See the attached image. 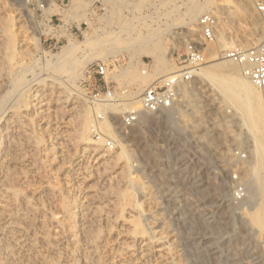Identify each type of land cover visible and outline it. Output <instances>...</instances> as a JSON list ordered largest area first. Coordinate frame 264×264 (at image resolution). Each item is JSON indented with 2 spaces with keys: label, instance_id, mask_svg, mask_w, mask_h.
<instances>
[{
  "label": "bare ground",
  "instance_id": "6f19581e",
  "mask_svg": "<svg viewBox=\"0 0 264 264\" xmlns=\"http://www.w3.org/2000/svg\"><path fill=\"white\" fill-rule=\"evenodd\" d=\"M4 1L0 0V2ZM109 1L110 8H106V14L100 16L103 20L100 32H97L96 28L93 30L88 20H84L92 28L91 35L85 39L84 44L87 47L95 45L97 50L81 59L73 56L80 44L74 41V37L67 34V39L72 41L63 46L60 53L50 55V58L40 66L32 51L38 53L42 49L41 39L36 40L31 51L21 26L18 29L15 47L25 60L20 61L24 62L19 64L18 70L11 78H8L10 92L0 97V110L2 108L4 110L6 102L12 98L10 96L17 95V98L12 99L17 102L21 93L27 92L30 118L24 115V121L18 125L20 133L26 136L20 137L22 141L21 139L11 140L10 146L3 147L1 143L6 133L0 131V264H185L180 258L179 241L174 235L168 230L163 231L162 228H157L158 219L148 214L151 211L145 212V206L143 208L141 205L143 201L139 203L133 199V195L123 192L126 185L131 184L134 178L129 175V170L127 171L128 155L125 147L116 139L114 129L105 114L108 113V109L123 111L126 103L96 104L98 113L105 115L102 123L96 128L104 136L113 137L115 144L121 147L120 152L110 153L108 151L110 149L104 146L102 140L95 142L88 137L89 130H92L95 125L92 123L90 127L89 108L86 107L87 104L81 93L76 90L77 87H74V83L85 65L95 57L99 56L104 60L123 51L129 52L134 62H129L113 77L118 79L122 76L133 80L135 89L131 90L130 98L134 104H138V96L145 86L161 76L176 71L162 60L164 47L161 39L164 33H158V28L146 34L139 33L137 36L126 32L123 22L128 20L118 16L119 3L114 2L116 0ZM92 2L93 0H89L84 4L90 7ZM196 3H191L186 8L188 22L194 21L202 12L208 13L204 4ZM79 7L77 5V8ZM246 13L249 16L252 15L248 8ZM151 18L152 15L147 14L139 19L144 25V22ZM112 23L118 26L115 29L111 27L109 30H104L106 25L111 26ZM146 25L149 24L146 23L144 26ZM171 27L172 24L167 25L165 31L168 32ZM256 30L262 36V27ZM0 37L2 38V34ZM215 40L217 41L216 38ZM259 40L260 38L250 39V44L255 45L254 43ZM231 44L226 42L228 47L233 46ZM238 44L245 47L249 42L247 39H239ZM144 53L150 55L155 62L152 76L150 72L142 75L141 72L128 71L130 67L137 68L140 56ZM5 54L0 50V74L4 78L6 74L1 67L4 62L7 63ZM228 62L204 64L198 69L196 77L211 83V86L214 85L222 97L231 101L236 113L240 114L239 125H243L249 132L246 141L250 142L249 146L255 159V165L250 171L256 189L261 194L252 219L260 226H264V94L242 74L238 76L237 64L233 62L227 64ZM28 73H31L34 78L26 79L25 76ZM61 73H68V79H63ZM0 84L3 83L0 82ZM193 101L191 89L183 88L178 102L195 106ZM59 107L65 108V113L58 121ZM15 125L17 128V123L12 125L13 128ZM28 125H34V129L37 128L36 134L34 131L32 134L24 131ZM52 125L54 132L49 133ZM29 127L28 129H32ZM69 127L72 129L71 132L65 130ZM45 134L50 136L49 138L56 145L55 151L52 154L49 152L51 158L47 155V141L43 140ZM198 137H203V134ZM24 144L26 150H23ZM65 154L69 157L66 160L67 168L63 170L66 164L64 165L62 158ZM59 161L62 162L61 165L63 164L59 171L65 182V185L61 184L60 188L55 187L58 181L54 176L53 178L57 181L54 187L51 185L53 184L52 176L50 181L46 178L47 175L49 177L47 170L52 167L46 168L51 163ZM10 165L13 170L9 168ZM40 168L42 172L44 170V173L41 177L38 175L39 180L43 179L40 183L42 190L39 192L30 189L34 184L26 183V178H28L27 175L36 174L38 171L40 173ZM247 169L242 170L243 177L247 175ZM106 184L109 187H115L116 190L109 191ZM41 192H47L50 198L56 199L57 203L53 208H50L52 205L45 207L42 200L46 197H41ZM49 202L47 200V204Z\"/></svg>",
  "mask_w": 264,
  "mask_h": 264
},
{
  "label": "rangeland",
  "instance_id": "374dc122",
  "mask_svg": "<svg viewBox=\"0 0 264 264\" xmlns=\"http://www.w3.org/2000/svg\"><path fill=\"white\" fill-rule=\"evenodd\" d=\"M40 1L5 0L0 2V34H2V38L4 37L3 39L0 37V45H2L0 50L4 51V54L6 53L7 59V63L4 62L1 67L6 74L5 78L0 74V82L3 83L0 84L1 98L10 92L8 82L10 79L8 78H11L13 73L18 70V65L24 62L20 61L25 60L24 56H21L15 47L16 34L20 26L28 39L31 51L36 40L41 39L42 49L38 53L34 50L32 52H34L37 63L42 66L50 58V55L60 53L62 47L72 41L63 39L57 42L55 39L46 38L43 34V19L48 20L53 13H61L69 20L74 21L75 24L86 19L93 30L96 28L97 32H100L103 26V20L100 19V16H104L106 10L97 13V18L93 16L94 19L91 21L89 18L91 5L95 1H100L103 2L105 8H110L109 0H93L90 7L84 4L85 1L88 2L89 0H69L68 9L61 10L58 3L51 4L49 2L47 7L49 9L42 12L37 5ZM64 2L66 3V0ZM114 2H118L120 5L118 16L121 19L126 18L128 20L123 22V24L125 23L126 32L137 36L139 33L146 34L158 28V33H164L161 39L164 47L162 60L175 70L178 66L175 60L176 53L182 52L185 41L196 34L197 18L205 13L202 12L194 21L188 22L186 8L191 3L204 4L208 12L218 19L217 41L215 40V42L208 45L209 47H206L205 65L221 61L228 62L220 58V53L228 48L226 42L232 43L231 45H239V39H247L249 44L245 47H248L253 45L250 44V39L260 38L259 41H261L264 37V18L254 9L253 0H116ZM77 5L80 7L77 8ZM247 8L250 9L252 15L249 16L246 13ZM147 14H151L152 18L144 22V25L149 24L144 26L139 18ZM61 17V15H58V18ZM171 24V29L168 32L165 31L167 25ZM117 26L118 24L114 23L111 26L108 24L104 27V30H109L111 27V29H115ZM91 27L84 29L83 26L82 31L84 33L74 37V41L80 44L73 54L78 59L97 50L95 45L94 48L93 45L87 47L84 44L85 39L91 35ZM261 27L262 36L256 30ZM219 41L221 42L217 46ZM4 46L7 48L5 49ZM121 54H124L125 57L124 62L121 64L123 66L115 73L126 67L129 62H134L133 57L131 58L127 51L109 56L106 59L111 60ZM141 57H144L150 64L149 72L152 76L155 66L153 58L146 53L142 54ZM99 60H102V58L98 56L86 64L82 70L83 74L81 73L74 83L76 85L74 87H77L76 90L81 93L85 104H87L86 107L89 108L90 127L92 123H96V115L98 114L96 103L92 101L90 96L91 91L94 88L102 89L104 86L103 80L98 78L92 70V66ZM4 64L6 65L4 66ZM227 64L231 63L228 62ZM136 67V69L130 67L128 71L140 72L139 65ZM236 68L238 76H241L239 67ZM113 75L111 78L108 77V80L111 79L119 85H129L134 91L133 80L122 76L116 79ZM61 76L65 80L68 79V73H61ZM25 78L31 80L34 77L31 73H28ZM189 88L195 106H188L185 102H179L169 111L146 116L139 125L130 129H124L120 125L122 110H107L106 119L111 123L116 139L125 147L128 155L126 161L127 171L129 170V175L134 178L130 182L134 185L129 184V186L127 184L123 192L133 195V199H136L139 203L143 201L141 205L143 208L145 206V212L151 211L148 214L158 219L157 228H162L163 231L168 230L174 235L179 241H177L179 244L178 249L181 250H178L179 254L181 253V256H179L185 264H264V226H260L252 219V214L256 212L261 194L256 189L250 171L255 165V159L249 146L250 142L246 141L249 132L243 125H239L240 114L236 113L231 101L228 99L229 102L227 98L222 97L214 85L211 86V83L202 81L197 77ZM10 97H12L9 98L11 102L10 100L6 102L4 110H2L3 108L0 110L2 114V116L0 114V131L6 133L1 143L3 147L10 146L13 140L17 141L26 137L20 133V126L18 125L21 121H24L23 118L26 116L30 118L27 92L21 93V97L18 98L17 102L12 101L14 97L17 98V95L14 94ZM57 113V120L59 121L65 113V108L59 107ZM102 121L99 120L98 125ZM14 123H17V128L16 125L13 128ZM29 126L31 125L26 126L24 131L31 134L34 131L36 134L37 128L34 129V125ZM28 127L32 129H28ZM70 127L72 128V126ZM70 127L65 130L71 132ZM53 129V125L50 126L49 133H53ZM201 134H203V137H198ZM43 137V140H46L48 144V158H51L56 145L53 144L47 134ZM88 137L96 142L91 129L88 132ZM109 137L111 138V136ZM23 146V150H26V145ZM235 149L245 151L248 158L242 162L238 161L234 155ZM249 149L250 151H248ZM120 150L121 147L116 144L115 149L108 151L115 154ZM68 157V154H65L62 158L63 163L65 162L64 165L66 164L63 170L67 168L66 160H68ZM237 162L241 178L246 187V196L241 201L234 200L232 197L234 184L231 182V173ZM61 163V161L51 163L46 168L52 167L47 170L49 177L46 174L48 181L52 176V187L55 186L57 181L55 187L60 188L61 184L62 186L65 185L59 171V168L63 166ZM242 167L243 169L248 168L247 175L244 177ZM9 168L13 170L11 165ZM43 173L44 170L42 172L40 168V173L38 171L36 174L27 175L26 183L34 184L31 185V190L39 192L42 190V184L40 183L43 179H39ZM106 185L109 191L116 190L115 187ZM41 193V197H46L43 200L41 198L42 202L45 203V207L52 205L50 208H53L57 203L56 199L50 198L47 192ZM47 200L50 201L48 204ZM143 219L142 221L145 222Z\"/></svg>",
  "mask_w": 264,
  "mask_h": 264
},
{
  "label": "built area",
  "instance_id": "2783aa9c",
  "mask_svg": "<svg viewBox=\"0 0 264 264\" xmlns=\"http://www.w3.org/2000/svg\"><path fill=\"white\" fill-rule=\"evenodd\" d=\"M41 0L37 3L39 10L44 12L48 3H58L61 10L68 9L66 0ZM67 6V8H65ZM254 9L264 18V0H253ZM96 7V8H95ZM106 8L100 1H95L91 5L89 18L92 21L97 18L99 12L105 11ZM58 15L62 16L58 18ZM54 18V20H53ZM196 34L184 43L183 51L176 53V62L178 64L176 71L169 75L159 77L156 81L145 86L138 96V104H134L130 98L132 87L129 85H119L108 80L120 69L124 62V54L108 60L102 59L97 61L92 70L94 74L103 80L102 89H92L91 99L94 103H126L125 109L120 116V125L124 129H130L139 125L146 116L157 115L171 110L178 105L179 95L183 88L190 87L197 78L198 69L206 63V47L215 41V34L218 30V20L210 12L203 13L197 18ZM43 34L48 39H55L57 42L63 39L67 40V34L72 37H78L83 34L82 27L87 29L89 26L85 21L75 24L61 13H53L48 20L43 19ZM175 54V53H174ZM220 58L237 64L240 67L242 76L247 78L251 84L264 94V37L255 45L242 47L233 45L224 49L220 53ZM139 70L142 75L150 70V64L141 57L139 60ZM116 69V70H115ZM105 115L98 113L96 123L93 127V136L96 140H102L104 146L110 150L115 149L116 144L110 137L104 136L96 126L98 121L103 120ZM234 155L238 161H245L248 155L243 150L235 149ZM231 182L233 187V199L241 201L246 196V187L241 179L238 162L232 170Z\"/></svg>",
  "mask_w": 264,
  "mask_h": 264
}]
</instances>
